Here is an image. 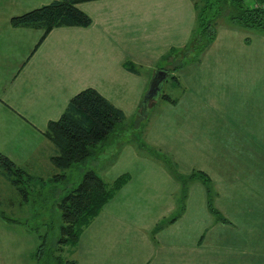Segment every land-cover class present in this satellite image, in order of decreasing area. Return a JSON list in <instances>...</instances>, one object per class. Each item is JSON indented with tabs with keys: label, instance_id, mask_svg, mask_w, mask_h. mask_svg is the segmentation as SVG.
<instances>
[{
	"label": "crops",
	"instance_id": "1",
	"mask_svg": "<svg viewBox=\"0 0 264 264\" xmlns=\"http://www.w3.org/2000/svg\"><path fill=\"white\" fill-rule=\"evenodd\" d=\"M51 1L0 0V154L16 164L32 158L25 164L33 167L41 148L52 149L48 122L72 96L93 87L133 115L151 76L123 63L156 68L170 48L188 43L196 25L192 0L83 1L77 6L91 24L55 27L41 43L42 29L11 25L12 16ZM177 77L187 91L163 113L170 114L162 127L170 145L152 129L149 138L172 153L180 171L211 177L214 204L229 222L215 218L205 185L194 181L182 215L154 232L175 210L180 183L129 146L110 171L131 178L81 234L79 264H89L80 248L90 227L96 239L108 224L119 226L106 230L110 239L127 241L125 264H155L166 250L172 264H264V33L220 25L201 61ZM35 246L23 226L0 217V264H29Z\"/></svg>",
	"mask_w": 264,
	"mask_h": 264
},
{
	"label": "trees",
	"instance_id": "2",
	"mask_svg": "<svg viewBox=\"0 0 264 264\" xmlns=\"http://www.w3.org/2000/svg\"><path fill=\"white\" fill-rule=\"evenodd\" d=\"M83 1L89 0H53L12 16L10 22L15 27L42 29L44 32L39 41L41 43L55 27L90 25L92 18L77 6ZM192 1L196 9V25L188 43L180 48H170L161 56V61L166 62L165 65L158 67L167 70L168 75L175 80H178L175 73L182 67L201 61L204 51L215 40L218 25L222 21H224L223 24L233 28L264 33V0ZM246 40L248 41L249 38ZM123 64L130 71L141 72L139 66L132 61H125ZM160 96L163 99L175 101L167 93H161ZM141 106L143 107L138 112L137 119L144 115L145 108V111H148L143 101ZM125 119V113L97 89L86 87L70 98L60 117L50 120L44 131V135L52 142L49 160L60 171L45 179L31 174L28 168L0 154V174L16 186L21 195L20 203L25 206L30 200L34 201L30 195L37 189L38 183L43 188L48 183L57 184L60 180L66 179L68 170L75 164L84 163L95 156L103 145L109 142L117 123ZM134 119L133 123L137 120ZM143 143L137 144L138 152L144 150ZM156 151L157 148H154L143 155L161 162L172 177L180 183V188L174 195L175 210L170 216L159 220L154 227V232L171 224L182 215L186 208L190 184L194 181H201L205 185L207 205L215 218L222 222H229L214 204L217 190L206 172L198 169L182 172L171 154L166 152L157 154ZM130 178V173L125 172L112 181H108L95 169L86 168L78 183L64 188L55 201V207L59 209L61 216V223L57 229L53 224H49L47 231L37 232L40 241L30 254L31 264H79L76 252L81 234ZM48 198L45 196L44 201L47 202ZM0 217L12 223H24L21 218L9 215L3 210L0 211ZM53 242L56 247L52 245ZM71 247H75L73 257L69 255Z\"/></svg>",
	"mask_w": 264,
	"mask_h": 264
},
{
	"label": "rangeland",
	"instance_id": "3",
	"mask_svg": "<svg viewBox=\"0 0 264 264\" xmlns=\"http://www.w3.org/2000/svg\"><path fill=\"white\" fill-rule=\"evenodd\" d=\"M223 22L224 21H222V23H220L218 27L220 25H223ZM256 33L259 34V31H257ZM165 63L166 62L160 60L157 67L154 69H145V67L143 66H139V68L141 72L143 71L145 74H148V76L150 75L152 78L159 65L162 66L165 65ZM175 74L176 76H179V71ZM186 91L187 89L185 88L182 80H175L168 75L167 79L164 81L161 87L160 95L161 93H167L173 99H175L174 102L169 101L167 99H163L160 96L155 101H152L150 103L151 107L149 106L150 108H148V111H145V108L144 115L140 119H137L139 115L138 112H140L143 107L139 106L137 112H135L131 116H126L125 120L117 123L115 131L111 136V139L107 144L103 145L101 150L95 156L90 157L84 163H78L71 167L68 170V177L66 179L60 180L57 184L48 183L43 188L40 187L41 185L40 183H38L37 189L30 195L31 199L34 201L31 202L30 200V202L26 203L25 206H22V204L20 203L21 195L16 186L5 176L0 174V211L3 210L5 213L16 216L17 218H21L23 220L24 223H20V225L23 226L27 233L36 238V248L40 241L38 234L47 231L49 224H53L54 228L57 229V227L61 223L60 211L57 207H55L56 199L59 198L60 193L64 191V188H67L68 186L70 187L71 185L75 186L78 183L81 178L82 172L86 168H93L106 180L112 181L114 179V176L110 170L117 163V161L122 158L121 154L123 153L124 148L127 151L130 150L132 147L134 150H137V144H142L143 142H146L143 143L145 145L144 150H139V152L137 150L138 153L136 154L138 156L147 154L148 151L154 148H157V154H162L163 152H166L172 155L169 150L159 145H155L153 141L149 138V133L152 129V131H154L152 133V137H160L164 141L163 143H167L168 146L170 145V136L169 134H166L162 128L164 122L170 121V114L166 118V114L163 113L172 110V105L178 103ZM145 93L142 96V100L144 99ZM134 118L137 119L135 123L132 122ZM147 119H149V121H147ZM49 143L52 144L51 141H49ZM50 154L51 150L48 145H46L37 152V154L35 155L36 158L34 157V159H37L35 160L37 168L35 166H27L25 164L33 161L32 158L26 161L24 164L19 165L28 168V171L31 174L46 179L52 176L54 173L60 171V169L54 166L53 163L49 160ZM147 157L152 160H155L149 156ZM132 163L134 165L135 162ZM128 167H126V169H128ZM45 196L49 197L47 202L44 201ZM171 213L172 212H170L168 215L170 216ZM115 226V224H108L107 229H104L105 236L99 234L97 238L95 237L96 239H93L90 227L87 232V235L85 236V239H83L82 247L80 248V253L85 254L84 257L88 260L89 264H125L126 260L125 256H123V250L126 246L127 241H123V237H115L117 238V240H113L110 239L106 234V230L111 232L110 227L114 228ZM52 245L55 246L54 242ZM95 252H97L98 258L95 257ZM74 254L75 247H71L69 255L73 257ZM153 263L172 264L173 262L171 253L166 250L165 253L161 255L158 259H156ZM29 264H31L30 260Z\"/></svg>",
	"mask_w": 264,
	"mask_h": 264
},
{
	"label": "water",
	"instance_id": "4",
	"mask_svg": "<svg viewBox=\"0 0 264 264\" xmlns=\"http://www.w3.org/2000/svg\"><path fill=\"white\" fill-rule=\"evenodd\" d=\"M168 74V71L165 69H156L154 75L150 80L149 87L145 93L144 99L142 100L145 107L150 108V103L160 97L161 87L164 81L167 79Z\"/></svg>",
	"mask_w": 264,
	"mask_h": 264
}]
</instances>
